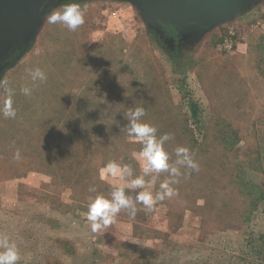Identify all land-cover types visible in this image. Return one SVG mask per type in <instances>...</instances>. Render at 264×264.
Here are the masks:
<instances>
[{
    "label": "rangeland",
    "instance_id": "rangeland-1",
    "mask_svg": "<svg viewBox=\"0 0 264 264\" xmlns=\"http://www.w3.org/2000/svg\"><path fill=\"white\" fill-rule=\"evenodd\" d=\"M67 3L87 8L75 32L46 22ZM258 21L264 27V0L175 39L147 24L129 0H59L44 13L33 39L0 73L16 92V117L0 115V233L16 241L18 264H264ZM34 67L47 76L35 86L26 71ZM25 86L31 95L20 93ZM137 106L158 136L174 135L164 145L171 160L186 146L199 171L187 170L176 195L151 211L137 204L135 217L121 210L115 223L93 232L89 198L108 197L118 183L102 177L103 167L115 161L142 174L132 155L141 145L123 129L125 113ZM166 178L161 173L147 190L155 195Z\"/></svg>",
    "mask_w": 264,
    "mask_h": 264
},
{
    "label": "clouds",
    "instance_id": "clouds-1",
    "mask_svg": "<svg viewBox=\"0 0 264 264\" xmlns=\"http://www.w3.org/2000/svg\"><path fill=\"white\" fill-rule=\"evenodd\" d=\"M87 8H81L78 3H67L59 9L51 10L46 16L49 25H61L68 31L75 32L85 23ZM35 86L36 82H45L46 73L39 67L26 70ZM0 89L3 96L0 99V115L5 119H14L16 109L14 107L15 89L9 86V81L0 79ZM33 88L22 87L20 93L29 96ZM146 115L143 106L129 108L125 113L127 124L123 127L128 137L141 145L139 152H133V158L140 164L141 175L134 177L133 168L129 164H119L109 161L102 169V177L107 175L116 178L118 183L108 197L97 194L89 198L86 217L90 222L93 232L102 231L115 223L117 214L125 210L129 217H135L137 204H142L145 211H151L158 202L176 195L174 185L180 182V178L190 175V171H199V164L194 158V153L186 146H177L174 149L175 160L165 150V143L174 139L172 133L157 135V128L142 120ZM13 159H22L19 149L13 153ZM182 169L185 171L182 172ZM161 173H167V178L159 183L155 195L149 190L154 185ZM151 176L150 181L145 177ZM126 189H142L135 197L128 195ZM89 192H96V187L91 186ZM21 255L15 240L7 234L0 233V264H18Z\"/></svg>",
    "mask_w": 264,
    "mask_h": 264
},
{
    "label": "water",
    "instance_id": "water-1",
    "mask_svg": "<svg viewBox=\"0 0 264 264\" xmlns=\"http://www.w3.org/2000/svg\"><path fill=\"white\" fill-rule=\"evenodd\" d=\"M59 0H0V62L25 46L42 24L44 13ZM156 29L171 28L178 36L207 30L240 12L254 0H129Z\"/></svg>",
    "mask_w": 264,
    "mask_h": 264
},
{
    "label": "flooded vegetation",
    "instance_id": "flooded-vegetation-1",
    "mask_svg": "<svg viewBox=\"0 0 264 264\" xmlns=\"http://www.w3.org/2000/svg\"><path fill=\"white\" fill-rule=\"evenodd\" d=\"M163 30V32H165L169 37L175 39L177 38L176 33L174 32L173 29L171 28H161ZM24 46H21L19 48H17L15 51H12V53L3 61L0 62V73H2V71L7 68V66L12 62V60L16 57V54L18 52V50L20 48H22Z\"/></svg>",
    "mask_w": 264,
    "mask_h": 264
},
{
    "label": "trees",
    "instance_id": "trees-1",
    "mask_svg": "<svg viewBox=\"0 0 264 264\" xmlns=\"http://www.w3.org/2000/svg\"><path fill=\"white\" fill-rule=\"evenodd\" d=\"M176 35H177V34H176ZM190 110H192L193 115H195L196 112H197V107H196V105H195V104H190Z\"/></svg>",
    "mask_w": 264,
    "mask_h": 264
},
{
    "label": "crops",
    "instance_id": "crops-1",
    "mask_svg": "<svg viewBox=\"0 0 264 264\" xmlns=\"http://www.w3.org/2000/svg\"><path fill=\"white\" fill-rule=\"evenodd\" d=\"M241 16H242V14H241ZM257 26H258V28H260V29H261V28H262V29L264 28V27H263V23H262V22H259V21L257 22Z\"/></svg>",
    "mask_w": 264,
    "mask_h": 264
}]
</instances>
